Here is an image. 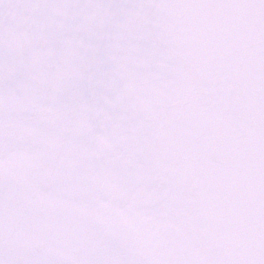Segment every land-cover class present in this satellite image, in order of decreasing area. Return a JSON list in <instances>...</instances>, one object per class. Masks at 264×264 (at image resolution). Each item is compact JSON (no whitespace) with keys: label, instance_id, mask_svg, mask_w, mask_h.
Listing matches in <instances>:
<instances>
[{"label":"snow or ice","instance_id":"1","mask_svg":"<svg viewBox=\"0 0 264 264\" xmlns=\"http://www.w3.org/2000/svg\"><path fill=\"white\" fill-rule=\"evenodd\" d=\"M0 264H264V0H0Z\"/></svg>","mask_w":264,"mask_h":264}]
</instances>
